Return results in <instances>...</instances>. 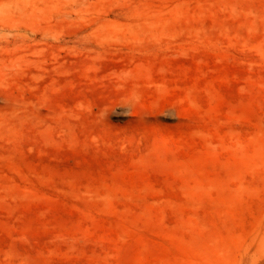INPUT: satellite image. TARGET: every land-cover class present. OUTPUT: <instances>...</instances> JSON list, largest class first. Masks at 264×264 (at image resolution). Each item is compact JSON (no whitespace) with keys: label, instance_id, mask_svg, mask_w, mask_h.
I'll return each mask as SVG.
<instances>
[{"label":"rangeland","instance_id":"374dc122","mask_svg":"<svg viewBox=\"0 0 264 264\" xmlns=\"http://www.w3.org/2000/svg\"><path fill=\"white\" fill-rule=\"evenodd\" d=\"M0 27V264H264V0H0Z\"/></svg>","mask_w":264,"mask_h":264},{"label":"bare ground","instance_id":"6f19581e","mask_svg":"<svg viewBox=\"0 0 264 264\" xmlns=\"http://www.w3.org/2000/svg\"><path fill=\"white\" fill-rule=\"evenodd\" d=\"M80 1H82V0H80ZM75 2H76V1H75ZM78 2H79V1H78ZM81 3H82V2H81ZM78 4H79V3H78ZM68 6H69L68 8H74V7H71L70 5H68ZM79 6H80V5H79ZM76 7H77V6H76ZM76 7H75V8H76ZM65 8H66V7H65ZM66 9H67V8H66ZM70 10H71V9H70ZM61 15H63V14H60L59 17H60ZM64 15H65V17H68V18H69V17L71 18V17L73 16L72 12H70L69 10H68V12H66V13L64 12ZM64 15H63V16H64ZM63 16H61V17H63ZM61 17H60V18H61ZM68 18H67V19H68ZM73 18H74V17H73ZM8 27H9V26H8ZM11 30H12V29H11ZM11 30L6 29L5 27H0V38H6V37H8L9 34H11V32H12ZM18 31H19V32H18ZM18 31H17L18 33L14 31V32H13V35L15 34V36H18L19 33L21 34L22 31H24V30L21 29V30H18ZM25 31H26V29H25ZM25 31H24V32H25ZM21 35H22V34H21Z\"/></svg>","mask_w":264,"mask_h":264}]
</instances>
